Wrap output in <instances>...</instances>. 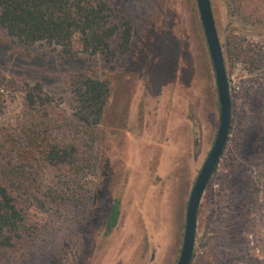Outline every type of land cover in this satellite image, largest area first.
Listing matches in <instances>:
<instances>
[{
	"label": "rangeland",
	"instance_id": "obj_1",
	"mask_svg": "<svg viewBox=\"0 0 264 264\" xmlns=\"http://www.w3.org/2000/svg\"><path fill=\"white\" fill-rule=\"evenodd\" d=\"M111 21L131 26L129 49L62 55V46H25L0 27V74L40 83L47 112L71 115L72 84L110 88L96 151L87 220L30 207L36 241L0 264H176L187 201L213 145L219 105L196 0H104ZM231 98L228 140L202 196L191 264H264V0H210ZM117 16L118 19H114ZM253 49L255 53L251 52ZM231 52V53H229ZM253 61L254 64H251ZM77 81V82H76ZM24 94L5 93L4 130L24 121ZM37 165V183L56 181ZM43 196L40 195V198ZM114 200L119 215L107 232Z\"/></svg>",
	"mask_w": 264,
	"mask_h": 264
},
{
	"label": "trees",
	"instance_id": "obj_2",
	"mask_svg": "<svg viewBox=\"0 0 264 264\" xmlns=\"http://www.w3.org/2000/svg\"><path fill=\"white\" fill-rule=\"evenodd\" d=\"M112 16L113 10L104 0H0V27L9 37L25 46H62V55L71 58L105 55L116 36L119 47L129 49V21L112 22ZM9 91L24 94V121L12 132L0 125V252L20 253L37 238L36 230L25 221L32 206L62 209L79 223L87 220L92 201V182L87 177L96 173L95 148L110 88L103 80L74 82L71 115L66 118H54L47 112L53 99L40 83L16 82L2 74L0 113ZM37 165L55 172L53 185L43 188L37 183ZM118 215V201L114 200L107 232L115 227Z\"/></svg>",
	"mask_w": 264,
	"mask_h": 264
},
{
	"label": "water",
	"instance_id": "obj_3",
	"mask_svg": "<svg viewBox=\"0 0 264 264\" xmlns=\"http://www.w3.org/2000/svg\"><path fill=\"white\" fill-rule=\"evenodd\" d=\"M196 4L214 72L219 117L213 145L196 177L187 201L182 247L176 264H191L195 246L198 208L228 140L231 123L229 83L224 65L222 47L219 42L211 10V3L210 0H196Z\"/></svg>",
	"mask_w": 264,
	"mask_h": 264
}]
</instances>
